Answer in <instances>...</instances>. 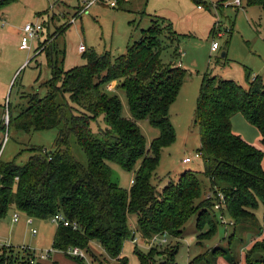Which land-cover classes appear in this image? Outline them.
Segmentation results:
<instances>
[{
  "label": "trees",
  "instance_id": "trees-1",
  "mask_svg": "<svg viewBox=\"0 0 264 264\" xmlns=\"http://www.w3.org/2000/svg\"><path fill=\"white\" fill-rule=\"evenodd\" d=\"M12 2L0 0V8ZM246 2L264 10V0ZM71 25L70 21L58 34H64ZM162 37L167 46H175L169 62L162 58ZM180 37L167 19H153L126 53L114 57L110 51L100 54L86 48V63L68 70L60 63L61 49L46 51L52 71L51 79L43 83L47 93L31 94L28 106L11 116L9 125L25 132L58 128L56 148L52 152L31 148L33 154L23 165L0 159V218L12 208L37 219L61 213L69 225H57L54 248L85 264L82 257L69 254L68 249L79 247L87 252L95 240L105 250L104 259H97L98 264H129L122 251L124 242L133 236L131 215H136L138 229L145 238L165 231L170 237H179L194 214L199 244L216 233V196H203L200 173L209 180V192L222 193V211L234 226L240 231L255 226V209L259 201L264 204V152L235 133L232 124L235 114H243L259 129L264 144V82L258 75L252 78L248 68V87L209 70L202 78L194 121L200 129L198 151L203 169H186L177 182L171 181L162 188L152 182L163 148L177 137L170 108L188 71L176 62ZM45 41H40L37 51ZM114 80L121 81L127 94L129 116L123 114L120 98L104 89ZM144 119L160 130L150 144L139 124ZM93 122L100 123L97 132L92 128ZM72 138L86 154V165L73 154ZM1 148L2 142L0 151ZM112 164L134 171L129 188L120 184ZM157 247L145 252L136 246L140 264H178L176 258L173 263L170 258L164 261V256L156 258L163 246ZM178 250L176 246L169 257L177 255ZM31 256L34 252L18 259L13 257L10 262L30 264ZM226 260L236 264L233 257ZM4 261L0 257V263ZM246 263L264 264V239L250 247Z\"/></svg>",
  "mask_w": 264,
  "mask_h": 264
},
{
  "label": "rangeland",
  "instance_id": "rangeland-1",
  "mask_svg": "<svg viewBox=\"0 0 264 264\" xmlns=\"http://www.w3.org/2000/svg\"><path fill=\"white\" fill-rule=\"evenodd\" d=\"M115 1L116 7L101 1L91 5L86 12L75 18L64 34H58L59 30L65 28L72 17L78 14L83 0H14L0 8V126H5V129L0 128L1 161L15 160L17 164L23 165L33 154L31 148H42L48 152L56 148L58 128L25 132L9 125L11 116L18 115L28 106L31 94L38 93L44 96L47 93V87L43 83L52 77L46 53L49 50L61 49L60 63L68 70L86 63L83 52L78 50L81 44L88 49H95L100 54L110 51L117 57L126 53L129 45L140 39L142 30L148 29L153 19L157 21L161 18L167 19L172 23L173 29L181 34L177 45L176 62L188 71L179 95L170 108V119L177 133L176 140L163 148L160 164L152 178L153 184L158 188L171 181L177 182L179 174L186 169L196 171L203 169L201 158L189 163H184L183 159L194 156L201 144L200 129L194 118L204 74L209 70L213 74L235 80L248 87L246 76L248 68L252 72V78L253 75H258L264 82V10L260 7H248L245 2L243 7L239 8L224 6L226 0ZM200 4L202 8L198 7ZM37 20L44 21L43 34L33 41L32 49L21 48L23 26L27 22ZM44 40L45 43H41L40 50L37 51L40 41ZM162 41L164 47L162 58L169 62L175 46H167L165 37H162ZM214 41L219 44L216 52L211 50ZM104 87L108 94L120 98L123 114L129 116L127 94L121 87V81H111ZM98 123H92L95 132L99 130ZM139 124L148 144L159 136L160 130L152 126L147 119L141 120ZM232 124L233 130L239 131V133L235 131L237 134L242 137L250 135L251 142L264 152L259 129L249 123L243 114H235ZM101 125L104 123L101 122ZM70 144L75 157L86 165L87 156L74 138ZM112 165L120 184L129 188L134 171H127L117 164ZM138 165L137 163L136 167ZM199 177L203 182V196L207 198L209 180L200 173ZM15 213L20 216L19 221L13 220ZM216 215L218 228L209 239L198 243L197 214H194L186 222L183 234L179 237H170L168 244L161 247L155 257L164 256V261H169L170 258L172 263L176 258L178 264H230L226 259L233 257L236 264H247L246 254L250 247L256 241L264 239V204L259 201L255 209V226L247 231H240L239 227L231 224L227 214H225L227 225L220 221L219 212ZM28 218L25 213L14 208L10 209L4 218H0V257L5 259L4 262L10 261L13 257L18 259L31 252L40 256L51 251L50 257L42 262L79 264L62 250L54 248L57 222L52 218H32L30 224L27 223ZM129 225L132 235L136 228L138 243H134L132 238L127 239L123 245L122 255L128 258L129 264H140L135 254L136 246L145 252H149L152 247L145 242V237L139 231L136 215H131ZM33 229L36 233H33ZM233 233L235 235L232 237ZM90 246V251H84L85 256L82 257L84 263L98 264L97 259H104L105 250L95 240ZM176 246H179L177 255L169 257V253Z\"/></svg>",
  "mask_w": 264,
  "mask_h": 264
},
{
  "label": "built area",
  "instance_id": "built-area-1",
  "mask_svg": "<svg viewBox=\"0 0 264 264\" xmlns=\"http://www.w3.org/2000/svg\"><path fill=\"white\" fill-rule=\"evenodd\" d=\"M99 1L105 2L106 4H109L112 7L117 6V2L115 0H83V3L81 4L80 9L78 10V14L72 17L71 22L73 23V21L75 20L77 16H80L82 13L86 12L90 8L91 5L98 3ZM223 5L240 7L242 5V0H230V1L226 0ZM213 6L215 7V5ZM202 7H203L202 5H199V8H202ZM44 29H45L44 21L40 22L37 20V21L27 22L22 28L21 38H20V47L23 49H27V50L32 49L33 41L35 39L40 38L41 34H43L44 32ZM218 49H219V44L217 41H214L212 43V51H217ZM78 50L80 52H84L86 50V46L84 44H81L78 47ZM198 158H201V153L199 151H197L194 156L185 157L183 159V162L189 163L193 161L194 159H198ZM133 181L134 180L132 179L131 183H133ZM213 196H216L215 204L213 207L217 212H219L220 221H222L223 223H226L227 225L228 222H227L226 216L222 211V209L224 208V205H223L225 201L224 197L221 192H218L216 195L212 191L208 192L207 198H212ZM19 219H20V216L17 213H15L13 220L19 221ZM52 220L57 222L58 224L63 222L65 225H69V222L65 219V217L61 213L52 216ZM27 223L32 224V217H29L27 219ZM231 224H234V223L231 221ZM134 230L135 232L133 233L132 241L134 243H138V238L136 237V228ZM33 233H36L35 229H33ZM169 239H170V235L168 232L165 231L162 233H156L148 238H145L144 240L150 247H153V246H164L168 244ZM50 252L51 251L47 252L46 254L43 253L40 256H37L34 253V257L32 256L30 257V264H37L38 262L46 260L48 257H50L49 255ZM68 253L71 255L79 256V257L85 256V252L79 247L69 248ZM4 264H11V262L8 261V262H5Z\"/></svg>",
  "mask_w": 264,
  "mask_h": 264
},
{
  "label": "crops",
  "instance_id": "crops-1",
  "mask_svg": "<svg viewBox=\"0 0 264 264\" xmlns=\"http://www.w3.org/2000/svg\"><path fill=\"white\" fill-rule=\"evenodd\" d=\"M246 3V6H248L249 7V5H247V2H246V0H242V5L240 6V7H243V3ZM201 5V4H200ZM208 5V4H207ZM199 7V6H198ZM208 8H210V5L208 6ZM237 8H239V7H237ZM41 15V14H40ZM21 32H22V30H21ZM213 33V32H212ZM211 50H212V48H211ZM214 52H216V51H214ZM257 76V75H256ZM253 77H255V75H253ZM233 129H234V124H233ZM234 131H236V130H234ZM236 132H238L239 133V131L237 130ZM235 132V133H236ZM241 132V131H240ZM246 136V137H245ZM248 136V137H247ZM246 141H248L249 143H251V144H253L252 142H251V140L252 139H250L251 137H250V135H244V137H243ZM254 143H256V141H254ZM254 145V144H253ZM256 146V145H255ZM257 147V146H256ZM259 148V147H258ZM132 184V183H131Z\"/></svg>",
  "mask_w": 264,
  "mask_h": 264
},
{
  "label": "water",
  "instance_id": "water-1",
  "mask_svg": "<svg viewBox=\"0 0 264 264\" xmlns=\"http://www.w3.org/2000/svg\"><path fill=\"white\" fill-rule=\"evenodd\" d=\"M225 54H226V53L224 52L223 55L225 56Z\"/></svg>",
  "mask_w": 264,
  "mask_h": 264
}]
</instances>
